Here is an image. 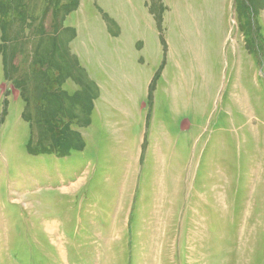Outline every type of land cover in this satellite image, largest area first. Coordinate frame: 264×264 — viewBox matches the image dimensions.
Returning a JSON list of instances; mask_svg holds the SVG:
<instances>
[{"label": "rangeland", "instance_id": "1", "mask_svg": "<svg viewBox=\"0 0 264 264\" xmlns=\"http://www.w3.org/2000/svg\"><path fill=\"white\" fill-rule=\"evenodd\" d=\"M64 25L98 87L82 151L28 153L0 57V264H264V0H80Z\"/></svg>", "mask_w": 264, "mask_h": 264}, {"label": "trees", "instance_id": "2", "mask_svg": "<svg viewBox=\"0 0 264 264\" xmlns=\"http://www.w3.org/2000/svg\"><path fill=\"white\" fill-rule=\"evenodd\" d=\"M79 5L80 0H0L3 73L24 102L32 156L64 158L84 149L71 127L90 125L98 87L69 47L76 31L64 22ZM23 55L26 69L20 72ZM69 80L78 86L70 94L62 88Z\"/></svg>", "mask_w": 264, "mask_h": 264}]
</instances>
